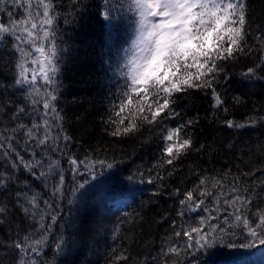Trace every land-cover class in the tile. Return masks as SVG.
I'll return each mask as SVG.
<instances>
[{
  "label": "trees",
  "instance_id": "obj_1",
  "mask_svg": "<svg viewBox=\"0 0 264 264\" xmlns=\"http://www.w3.org/2000/svg\"><path fill=\"white\" fill-rule=\"evenodd\" d=\"M52 2L57 25L54 28L55 43L61 57L60 72L56 77L59 87H56L54 95L57 96L55 106L61 118L56 116V133L55 127L48 123L51 136H56L61 129L72 136L73 140L67 147L80 159L95 150L96 158L107 157L108 162L115 159L120 163L113 169L104 168L96 176L99 179L89 189H83L78 194L75 204L68 205L64 199L57 221H50V216L46 214L43 223L52 225L51 232L47 233L48 242L43 248L38 247V256L31 254L24 258L27 264H32L33 259L36 264H108L109 260L117 264L114 258L119 255L128 257L126 262L120 264H184L185 259L187 264H208L213 260H228L230 263L237 254L259 247L258 240H252L251 237L244 240L237 230L235 248L226 246L227 239L219 242L220 233H216L218 247L211 256L207 248L193 249L195 259H192V255H165L172 244L181 247L184 244V238H177L173 234L172 219L187 228L199 226V216L208 215L201 211L198 215L186 213L183 220L176 217L179 202L173 195L174 190L179 187L184 192L193 188L201 175L209 178L207 190L216 195H220L221 191L226 195L233 178L240 177L243 182L241 189L248 188L249 195H253L255 190L251 211L255 213L258 208L264 210V191H261V185L264 184V122L241 129L228 128L224 123L226 120L246 123L250 118L259 120V117L264 116V80H247L241 76L249 67L261 63L259 57L264 56V51H261L264 45L250 37L249 44L254 51L235 62H228L225 71L228 79L221 78L218 87L227 103L218 111L212 108L210 92H194L180 99L177 111L181 117L167 124H181L198 116L199 122L189 131L194 134L196 147L203 144L206 148L200 152L193 150L182 157L171 177L160 170V175L166 177L163 195L153 196L155 185L148 184L147 180L149 171L160 158V141L156 135L159 129L149 130L145 127L130 138H114L105 133L100 123L111 94L122 83L113 70L124 62L122 50L133 36L129 22L115 11L111 20L105 21L103 17H98L96 6L103 0ZM247 7L251 25L249 31L259 36L260 30L264 29V0H247ZM19 12L23 14L21 9ZM21 15L14 19L19 20ZM0 19L9 26L7 12L0 13ZM13 46L11 38L5 36L0 39V135L9 136L12 135L11 129L16 127V123L11 120L16 106L26 108L20 123L31 126L38 122L28 113L27 98L15 84L19 60ZM257 74L264 76V70L257 69ZM233 96H240L241 103L236 104ZM224 108L228 111L225 112ZM44 131L45 128L40 127L41 137ZM24 139L26 137L23 135L18 137L24 160L28 161L32 156L30 150L23 151ZM229 144L234 147L230 149ZM53 154L61 156L59 153ZM37 158L40 159L39 156ZM10 164L11 158L6 159L3 148H0V173L7 172L12 177L0 186V206L6 205L8 210L7 217L0 216L5 221L0 224V264H20L21 254L14 244L26 236L38 240L44 234L40 231V216L31 219V214L26 216L16 206V194L24 191H28L29 195L39 193L41 209L44 208L43 201L52 196L53 181L48 180V186L45 187V181L34 180L22 163L15 170ZM140 173L144 174L142 178ZM151 174L155 176L156 170H152ZM65 175V186L71 185V171L67 170ZM129 175H133L132 180L128 179ZM213 177L223 178L225 186L222 190L212 187ZM107 194H110V200L105 198ZM117 198L124 201H117ZM223 198L221 196V204ZM206 206L213 209L212 216L217 215L211 198L206 199ZM225 215L223 211L219 213L220 222ZM234 223L242 227V221L236 222L235 216H232L229 224ZM252 226H255L254 220ZM117 228L119 231H116ZM61 234L67 241L65 251L55 254V240ZM243 234H247L246 230ZM244 243H251L252 246L240 248L239 245ZM251 264H264V260Z\"/></svg>",
  "mask_w": 264,
  "mask_h": 264
},
{
  "label": "snow or ice",
  "instance_id": "obj_2",
  "mask_svg": "<svg viewBox=\"0 0 264 264\" xmlns=\"http://www.w3.org/2000/svg\"><path fill=\"white\" fill-rule=\"evenodd\" d=\"M40 7L43 8V13L37 23L34 21L40 17V13L36 11L33 14L31 0H0V13L7 12L10 24L8 26L0 19V39L10 34L19 42L16 44V50L24 59L16 64L18 69L16 85H28L32 88L38 79H42L46 85H55L58 88L59 82L55 77L60 72L61 57L55 43L54 4L52 0H38L36 8ZM96 7L97 16L103 17L105 21L113 18L114 11L118 12L129 22L133 34L130 45L124 50V62L113 70L122 83L111 94L109 104L100 117V123L105 133L114 138H130L139 134L145 127L149 130L159 129L156 135L160 141V158L152 169L156 170V175L153 176L150 170L147 183L155 185L153 196L163 195L162 189L166 177L160 175V170L171 177L182 157H186L193 150L200 152L206 148L203 144L197 148L194 134L189 131L199 122L198 116L189 118L181 124H167L168 121L181 117V113L177 111L180 99L187 98L194 92L205 94L210 92L212 108L218 111L224 107L227 100L218 91V87L221 78L228 79L225 74L228 62H235L254 51L249 44L250 37L260 45H264V29L260 30L259 36L249 31L251 25L247 0H103V3L97 4ZM21 8H24L23 15L19 12ZM18 15H21V19H14ZM49 40L52 43L45 44V41ZM26 44L35 46V53L38 54L37 58L32 60V64L38 65V74L33 69L31 79L28 76V68L24 66L27 56L31 53L21 47ZM261 51H264V47H261ZM259 59L261 61L259 65L249 67L246 72L241 73V76L247 80H264V76L257 74V69L264 70V56ZM28 95L31 93L29 92ZM56 99V95L48 92L43 108L46 110L45 115L47 110H50L57 113V118L60 119L57 108L51 103ZM233 100L236 104L241 103L240 96H233ZM224 111L227 112L228 109L224 108ZM25 112V107L16 106V111L11 117L16 127L11 129L12 135H0V148H3L6 159L11 158L10 167L13 170L22 163L23 168L34 180L45 181V187L48 186V180L53 181L52 196L49 200L43 201L45 205L43 209H40L39 193L33 192L29 195L28 191L16 194V206L22 209L26 216L31 214L30 219L35 218L39 209L40 212L50 216V221L55 222L61 215L60 205L64 199H67L68 205L77 202L78 194L89 183L85 176L95 178L98 175L97 168L113 169L120 161L113 159L108 162L107 157L98 159L95 150L86 154L84 159H80L67 147L73 140L72 136L62 129L56 136H51L48 121L44 120L45 131L41 137L39 123H33L31 126L20 123ZM261 122H264V116L259 117V120L250 118L246 123H236L233 120H226L224 123L228 128L241 129L255 127ZM20 135L26 137L22 145L23 151H31L32 159L28 161L24 160L21 151L18 140ZM228 147L231 149L234 146L229 144ZM53 153H59L68 161L70 171L73 173V185L70 191L64 188L66 175L61 160L52 158ZM37 156L40 159H36ZM169 168L172 171H168ZM38 169L40 171H37ZM140 175L142 178L144 174L140 173ZM11 178L7 172L0 173V186L5 185ZM128 179L132 180L133 175H129ZM212 179L214 189L224 188L223 178ZM208 182L209 178L201 175L193 188L184 192H181L179 187L174 190L173 195L179 202L176 210L177 218L183 220L186 213L198 215L201 211L208 215L199 216V226L187 228L183 224H178L176 219H172L173 234L177 238H184V244L183 247L172 244L165 255L173 253L188 257L192 255L193 249L207 248L211 256L218 247L216 233H220L219 242L227 239L226 246L230 249L235 248L237 230L244 240L251 237L252 240H258L259 245L264 246V238H261L264 237V210L258 208L255 213L251 211L255 190L253 189V195H249L248 188L241 189L240 185L243 182L240 177H234L229 192L225 195L221 191L220 195H216L207 190ZM261 191H264V184L261 185ZM180 196H183V199H180ZM221 196L224 197L223 204H221ZM207 198L212 199L216 216H212L213 209L206 206ZM221 211L226 213L222 222L219 219ZM7 215V206H0V216L7 217ZM232 216H235L236 222L242 221V227L237 223L229 224ZM170 218L162 217V219ZM43 220L44 215L41 214L40 231L44 234L40 239L31 240L26 236L22 241L14 244L21 254L20 264H27L24 259L26 256L31 254L38 256L40 254L38 247L43 248L48 242L47 233L51 232L52 225L44 224ZM4 222L0 219V224ZM245 230L246 235L243 234ZM116 231L119 229L117 228ZM66 243L63 234L57 237L55 254L65 251ZM251 246V243L239 245L244 249ZM114 259L120 264L126 262L128 257L119 255ZM192 259H195L194 255ZM32 264H36L35 259L32 260ZM108 264H113V261L109 260ZM184 264H187V259Z\"/></svg>",
  "mask_w": 264,
  "mask_h": 264
},
{
  "label": "rangeland",
  "instance_id": "obj_3",
  "mask_svg": "<svg viewBox=\"0 0 264 264\" xmlns=\"http://www.w3.org/2000/svg\"><path fill=\"white\" fill-rule=\"evenodd\" d=\"M37 3H38V0H31L33 14H35L36 11H39V13H40V17H38L37 20L34 21V22L38 23L39 19L42 18L43 8L40 7L39 9H37L36 8ZM25 7H27V5H25ZM21 11L24 14V8H21ZM9 26H10V24H9ZM54 28H57L56 20L54 23ZM41 35H42V33H41ZM5 36H7L8 38H11V40L13 41V43H14L13 49H15V51L18 55L17 60L20 61L21 59H24L22 57L21 53L16 50V44L19 42L15 41V38L10 34H6ZM132 38H133V36L131 37L130 41L127 43L128 45L123 48L122 55H124V50L130 45ZM50 43H52L51 40L45 41V44H50ZM21 47L24 49V51L31 53L29 56H27L26 63L24 65L26 68H28V76H29V79H31V74H32L33 69H35L37 71V74H38V65L32 64V60L36 59L38 54L35 53V46H33L31 44L21 45ZM17 71H18V69H17ZM17 74H18V72H17ZM55 79H56V77H55ZM18 87L21 90V92H24L25 96H27V101L29 103L28 113L30 114V116H32L33 119L36 118L38 120L37 123H39L41 127H44V120H47L49 124H51L53 127H55L54 133H56L58 130V125L55 123L57 113H54L50 110H47V114L45 115L46 110L43 108V103H44V99H45L46 94L48 92H51L52 94H54L56 86L55 85H46L42 79H38L36 81L34 87H32V88H29L28 85H18ZM29 92L31 93V95H28ZM33 101H35V103H33ZM51 103L55 106L56 102L52 101ZM42 117H43V119H41ZM51 155H52V158L61 160V164H62L63 169L65 170V173L67 170L70 171V166H69L66 158H63L61 156L54 155V154H51ZM46 163H47V158H46ZM103 170L104 169L97 168V173L101 174L103 172ZM71 177L73 180V173L72 172H71ZM84 178L89 180L88 185H86L84 189H89V187H91L93 185V183L99 179V177L90 178L87 176H85ZM57 179H58V177H57ZM72 185H73V181H72L71 185H68V186L64 185V188L66 190L70 191ZM105 198L110 200V194L105 195ZM65 200H67V199H65ZM109 200H108V202H110ZM117 201H124V199L117 198ZM111 203L113 204L112 201H111ZM44 207H45V205H44ZM41 214H43L44 217L46 216L45 213H42L40 211L38 212V210H37V215L40 216ZM30 251L31 250H29V252ZM214 253H216V250H214ZM260 260H264V246H261V245H259V247H256L252 250L248 249V251L237 254L236 258H234V259L231 258L230 263L227 262L228 260L227 261H223V260H216L215 261V260H213L212 262H210L208 264H251L252 262L258 263V262H260Z\"/></svg>",
  "mask_w": 264,
  "mask_h": 264
}]
</instances>
